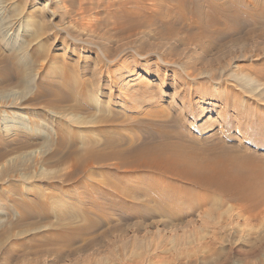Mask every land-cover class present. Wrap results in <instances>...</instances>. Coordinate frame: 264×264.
I'll use <instances>...</instances> for the list:
<instances>
[{
    "label": "rangeland",
    "instance_id": "rangeland-1",
    "mask_svg": "<svg viewBox=\"0 0 264 264\" xmlns=\"http://www.w3.org/2000/svg\"><path fill=\"white\" fill-rule=\"evenodd\" d=\"M76 1L66 15L0 0V264H264V197L231 200L138 156L264 167V80L243 79L264 40L205 48L183 0H85L90 30Z\"/></svg>",
    "mask_w": 264,
    "mask_h": 264
},
{
    "label": "bare ground",
    "instance_id": "bare-ground-1",
    "mask_svg": "<svg viewBox=\"0 0 264 264\" xmlns=\"http://www.w3.org/2000/svg\"><path fill=\"white\" fill-rule=\"evenodd\" d=\"M84 1L85 0L79 1L78 11L76 12L80 13L84 19L82 25L86 29L93 30V16L90 18L84 16V14L89 10V6L86 5L87 2L84 3ZM75 2L77 1L45 0V2L42 3L40 9L46 14L51 12V9L47 7L56 6L57 9L60 8L63 11L66 10L63 12V14L68 15V6H74L73 3ZM89 3L93 8V4H95L93 3V0ZM154 5H156V3ZM157 6L158 5H156V7ZM155 10L157 11V8ZM70 11L72 12L74 10L70 9ZM2 13L3 9H0V15ZM34 13H37V11H34ZM177 14L183 19H190V22L187 24L188 30H191L190 32L193 40H195L197 44H203L205 48L223 45L225 44L226 39H228L227 37H231V40H234L235 37L238 36H246V38L258 37L264 40V0H183L180 5V11ZM0 18L4 20V18ZM32 21L33 19L28 20L27 22L32 24L34 23ZM153 21L157 22V20ZM11 22L17 23L18 21L13 19ZM1 26L5 29V27L9 26V24L6 26V22L0 21V27ZM66 43L64 42V44ZM242 44L243 46H247L250 44V42L246 41ZM252 61L253 62H251V66L249 65L250 68L248 67L250 74H244L243 79L246 80L245 82H247L245 83L246 87L250 86L251 88H256L259 90L260 87L259 83H257L258 81L251 75L255 74L256 76L260 77V79L264 80V54L261 55L260 58H254ZM251 82L255 83L252 84ZM255 84H257V86ZM260 91L261 92H257L256 94L259 93L260 97H264V89ZM257 104L258 103H253V105L247 109L250 111L256 110L259 106ZM222 140L224 141V139ZM169 144L172 143L170 142L168 145ZM229 154L231 155V153ZM138 156H140V164H148L152 162L163 166L165 165L164 162H167L169 166L168 168L171 167L173 172L186 178V180L191 183L193 187L214 189L217 191V193L219 192L224 197L231 200L246 199L248 201L254 200L259 196L264 197V167L256 164L254 159L251 158H245L238 162V157H233L232 155V158H228L229 156L221 154L209 160H197L192 156H183L178 154L176 150L166 151L165 148L160 146L156 148H143L138 152Z\"/></svg>",
    "mask_w": 264,
    "mask_h": 264
}]
</instances>
